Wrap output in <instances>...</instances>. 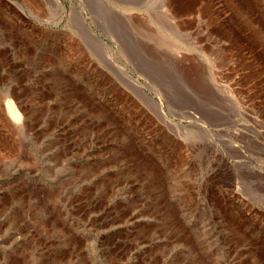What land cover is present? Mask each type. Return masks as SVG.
I'll return each mask as SVG.
<instances>
[{
	"label": "rangeland",
	"instance_id": "rangeland-1",
	"mask_svg": "<svg viewBox=\"0 0 264 264\" xmlns=\"http://www.w3.org/2000/svg\"><path fill=\"white\" fill-rule=\"evenodd\" d=\"M0 264H264V0H0Z\"/></svg>",
	"mask_w": 264,
	"mask_h": 264
},
{
	"label": "bare ground",
	"instance_id": "bare-ground-1",
	"mask_svg": "<svg viewBox=\"0 0 264 264\" xmlns=\"http://www.w3.org/2000/svg\"><path fill=\"white\" fill-rule=\"evenodd\" d=\"M47 1H51V2H57V0H47ZM154 102V101H153ZM155 106H156V109H157V114L161 117H163V112H162V109L161 107L156 103L154 102ZM8 111L9 113H11L13 116H15L14 118L15 119H18L17 117V113L13 110L12 106L10 104H8Z\"/></svg>",
	"mask_w": 264,
	"mask_h": 264
}]
</instances>
